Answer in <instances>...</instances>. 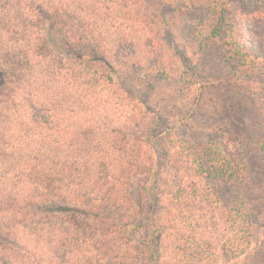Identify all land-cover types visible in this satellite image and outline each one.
I'll return each instance as SVG.
<instances>
[{
  "label": "trees",
  "instance_id": "trees-1",
  "mask_svg": "<svg viewBox=\"0 0 264 264\" xmlns=\"http://www.w3.org/2000/svg\"><path fill=\"white\" fill-rule=\"evenodd\" d=\"M260 95L264 0H0V264H264Z\"/></svg>",
  "mask_w": 264,
  "mask_h": 264
},
{
  "label": "rangeland",
  "instance_id": "rangeland-1",
  "mask_svg": "<svg viewBox=\"0 0 264 264\" xmlns=\"http://www.w3.org/2000/svg\"><path fill=\"white\" fill-rule=\"evenodd\" d=\"M162 44L164 45L163 55L167 61L168 69H169V72L172 76V81H171L170 85H174V84L177 85L179 83L180 77L182 76V74L184 73V71L186 69V65L184 64V62L182 60L177 58L173 54V52H170L167 49V46L165 45L164 42ZM188 56H189L191 63H197L198 59L202 58L201 53H197L196 51L189 53ZM170 85H168V86H170ZM212 85H216V82H214ZM182 86H184V85H182ZM245 90H246L245 87L244 88H242L240 86L237 88L236 87H234V88L230 87L229 92L219 93L218 91H216L215 88H212V89H210V92L207 94L208 103H210L212 105L211 101L215 100L216 98H222L223 101L226 102L227 99L234 97L235 96L234 94H236L240 91L245 92ZM182 94H183V91H182L181 95ZM262 97H263V95H260L259 97H257L259 100H255V99L249 98V97L247 99L243 98L244 101H246L247 103H249L251 105V107L253 109V116L251 117V119L243 122L246 131L244 132V134H241V137L243 138V140L245 142L249 141L252 145H254L256 147H257V145H259L261 137L263 136V134H262V136L260 137V134L262 132H264V126L259 130L257 129L258 132H256V126L264 124V116L258 117L259 115H263L261 112H263L264 107L261 106V103H260V100ZM216 108L222 110V107H216ZM256 147L254 149L258 150ZM167 171H169V170L168 169L165 170L163 168L162 173L166 174ZM171 172H173V171L168 172L167 175L170 174ZM187 175L189 177H191V180L196 181L197 186H199V183H198L199 181H197V178L192 177L191 172L188 171ZM88 204L97 205L98 203L92 202V203H88ZM88 204H84L83 207L86 208L88 206Z\"/></svg>",
  "mask_w": 264,
  "mask_h": 264
}]
</instances>
